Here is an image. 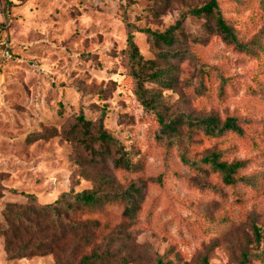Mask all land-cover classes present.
<instances>
[{
	"label": "rangeland",
	"instance_id": "374dc122",
	"mask_svg": "<svg viewBox=\"0 0 264 264\" xmlns=\"http://www.w3.org/2000/svg\"><path fill=\"white\" fill-rule=\"evenodd\" d=\"M210 1L0 0V213L26 207L24 195L48 205L71 190L120 195L136 185L138 218L106 211L86 236L89 248L111 250L112 264H242L246 255L264 264L254 259L264 252L254 235L264 232V0H216L244 48L226 42L214 18L188 14ZM185 14L172 48L138 32L162 34ZM130 33L144 59L172 68L169 88L146 85L150 108L134 94ZM81 116L103 122L131 172L116 169L115 148L96 146L95 156L80 144ZM207 117L236 119L243 135L187 128ZM159 119L176 122L175 143ZM214 153L243 164L238 183L226 186L202 163ZM0 264L57 262L10 260L0 239Z\"/></svg>",
	"mask_w": 264,
	"mask_h": 264
},
{
	"label": "trees",
	"instance_id": "16d2710c",
	"mask_svg": "<svg viewBox=\"0 0 264 264\" xmlns=\"http://www.w3.org/2000/svg\"><path fill=\"white\" fill-rule=\"evenodd\" d=\"M186 14L182 16L177 25L162 34L152 33L149 30H139L138 32L149 35L157 42L172 48L176 43V32L180 29L181 22L186 19ZM188 14L195 17L214 18L224 40L239 48H244L239 43L233 29L223 18L216 0H211L202 7L192 9ZM126 55L129 62V74L134 83V94L138 101L146 108H150L146 85L157 83L169 88L170 83L165 78L170 74L172 68L159 69L155 62L144 59L134 42L132 33L128 35ZM172 55L169 52L161 54L164 60ZM159 123L163 132H173L168 138L171 143H175L176 122L166 124L159 119ZM185 123L190 130L202 131L208 137L219 138L225 132L237 136L243 135L236 119L233 118L227 119L223 125L215 117L187 119ZM77 125L80 144L93 155H102V150L96 146H100L108 152L111 148H115L120 156L114 162L116 169L132 171L133 165L129 156L119 141L104 129L102 121L93 124L81 116L77 120ZM184 162L186 161L184 160ZM202 163L209 165L226 186L238 183L239 173L243 168L242 163L229 164L222 161L221 156L217 153L206 157ZM190 164L196 166L194 163ZM138 192L139 189L136 185H131L126 192L120 195L102 194L91 190L79 192L71 190L63 193L54 203L48 205H40L35 197L24 195L28 199L26 207L9 204L0 213V239H4V251L10 260L52 256L57 264L115 263L116 260L113 258L111 250L97 251L89 248L87 234L93 233L95 228L100 227L92 217L102 215L106 211L118 210L121 211L123 219L135 221L140 212L137 204ZM254 235L258 242H264V232L257 227L254 228ZM86 250H90L89 253H86ZM67 252L72 257L71 262L66 258ZM254 259L264 260V252L255 255ZM120 261L124 262L123 259ZM242 264H250L249 256L243 257Z\"/></svg>",
	"mask_w": 264,
	"mask_h": 264
},
{
	"label": "built area",
	"instance_id": "2783aa9c",
	"mask_svg": "<svg viewBox=\"0 0 264 264\" xmlns=\"http://www.w3.org/2000/svg\"><path fill=\"white\" fill-rule=\"evenodd\" d=\"M4 46H5V48H4L3 52H2V58L10 59L11 55H10V53L8 51V46L7 45H4Z\"/></svg>",
	"mask_w": 264,
	"mask_h": 264
}]
</instances>
